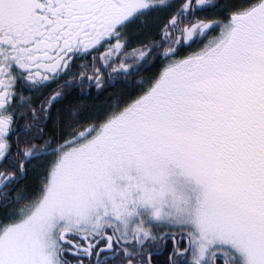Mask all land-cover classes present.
Instances as JSON below:
<instances>
[{
  "label": "snow or ice",
  "instance_id": "obj_1",
  "mask_svg": "<svg viewBox=\"0 0 264 264\" xmlns=\"http://www.w3.org/2000/svg\"><path fill=\"white\" fill-rule=\"evenodd\" d=\"M0 264H264V0H0Z\"/></svg>",
  "mask_w": 264,
  "mask_h": 264
}]
</instances>
